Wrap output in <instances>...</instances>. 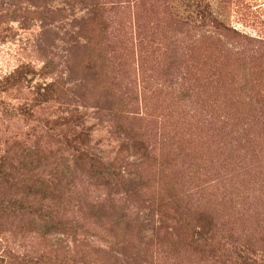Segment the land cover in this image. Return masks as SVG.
I'll return each mask as SVG.
<instances>
[{
	"label": "rangeland",
	"instance_id": "obj_1",
	"mask_svg": "<svg viewBox=\"0 0 264 264\" xmlns=\"http://www.w3.org/2000/svg\"><path fill=\"white\" fill-rule=\"evenodd\" d=\"M0 264H264V0H0Z\"/></svg>",
	"mask_w": 264,
	"mask_h": 264
},
{
	"label": "trees",
	"instance_id": "obj_2",
	"mask_svg": "<svg viewBox=\"0 0 264 264\" xmlns=\"http://www.w3.org/2000/svg\"><path fill=\"white\" fill-rule=\"evenodd\" d=\"M182 199L185 201V200H186V197H182ZM182 199H181V200H182ZM21 209H22V210H25L24 208H21Z\"/></svg>",
	"mask_w": 264,
	"mask_h": 264
}]
</instances>
